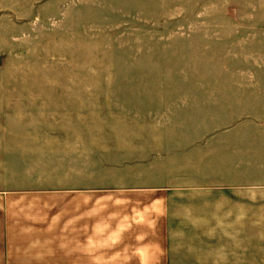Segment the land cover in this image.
I'll list each match as a JSON object with an SVG mask.
<instances>
[{"label": "rangeland", "instance_id": "374dc122", "mask_svg": "<svg viewBox=\"0 0 264 264\" xmlns=\"http://www.w3.org/2000/svg\"><path fill=\"white\" fill-rule=\"evenodd\" d=\"M262 131L264 0H0V179L33 188L0 195L15 227L73 195L114 228L160 199L176 254H215Z\"/></svg>", "mask_w": 264, "mask_h": 264}, {"label": "crops", "instance_id": "0c3cea01", "mask_svg": "<svg viewBox=\"0 0 264 264\" xmlns=\"http://www.w3.org/2000/svg\"><path fill=\"white\" fill-rule=\"evenodd\" d=\"M262 132L263 138L255 145L264 148ZM247 168L241 176L234 166L230 183L233 197L231 244L226 247L224 240H217L215 254L207 252L206 256L192 261L176 254L170 237L172 226L160 222L167 216L160 199L140 214L144 216L143 222H122L114 228L112 224H97L96 218L90 217L91 204L81 205L76 201L80 196L73 195L71 207L42 208L40 214L31 209L25 211L29 218L24 229L15 227L8 208L0 207V264L19 262L17 259L21 255L13 252L14 248L26 249L24 262L27 264H264V165L250 161ZM0 183L6 188L0 192L4 200L16 193L33 192V188L15 187V183L24 184L23 181L6 178L0 179ZM39 193L48 194L49 191L42 189ZM151 219L152 222L148 221ZM99 230L104 232L103 236L97 234ZM114 230L120 236L113 241L112 235L106 233ZM18 232L23 235L19 236Z\"/></svg>", "mask_w": 264, "mask_h": 264}]
</instances>
